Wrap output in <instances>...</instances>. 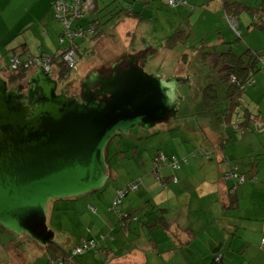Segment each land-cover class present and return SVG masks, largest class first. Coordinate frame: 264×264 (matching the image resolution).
I'll use <instances>...</instances> for the list:
<instances>
[{
    "label": "crops",
    "instance_id": "crops-1",
    "mask_svg": "<svg viewBox=\"0 0 264 264\" xmlns=\"http://www.w3.org/2000/svg\"><path fill=\"white\" fill-rule=\"evenodd\" d=\"M17 1H19L22 16L25 17L26 21L23 24L20 23L14 26L7 36H10L13 32H25V35L15 40L4 41L7 44V46L5 45L6 51L16 50V52L22 53L24 57L27 54L38 57L42 54L57 52L62 46L57 39V26L53 20L55 0H32L31 3L29 2L31 0H9V4H14ZM135 1L136 4L143 1L145 4L155 5V0ZM193 1L192 4H195L199 0ZM207 1V5H211L212 0ZM109 2L111 0H96L97 9ZM258 2L256 0V3ZM233 3L238 2L236 0H232V2L222 0L221 4L225 14L231 11L229 6H232ZM136 4L133 5L134 9ZM240 4L242 6L237 7L234 10L235 12L232 13V22L239 21V14L245 13V9L251 7L249 5L247 7L245 2ZM258 4L261 5V1ZM123 5H125V0H118L117 4H113V6L119 7ZM258 10L259 13H254L253 17L248 16V22L246 21L247 31L248 29L253 31V27L258 28L257 25L252 24L254 18L258 23L263 20L264 11L262 9ZM137 13L135 16H126L119 21L117 20L113 25L116 34L119 35L118 29L120 30L123 27L128 30L127 34L129 35V41L120 45V49L119 46L116 48L112 45L106 46L110 48L112 53L117 54L114 69H118L120 63L127 61L130 58L129 56L156 59V55L159 53V49L153 47L132 49V42L139 34L141 26H147L143 22V13L140 11H137ZM218 13L219 10L214 12V14ZM37 14L40 16L34 17ZM103 16V13L94 14L92 20H95L97 25L101 27L100 23L106 22ZM120 21L121 23L117 25ZM238 31L242 33L241 30ZM108 34V31H102L97 39H92L94 41L93 46H99L101 40L110 39ZM219 37L225 39V44L231 43L225 35L222 34ZM167 41L166 44L169 49L176 46L170 43L169 40ZM202 41L206 42L204 38ZM106 47L100 48V50H104L101 52L103 59L95 64L94 68H101L104 64L110 63L108 61L109 49ZM130 47L131 51L128 50ZM123 48L127 50H123ZM246 51H255L254 45L251 44V47H248ZM219 60L223 63L225 69L224 75L219 77V82L224 83L227 91L226 94L220 97L216 83H209L198 91L199 95L202 96V102L205 103L204 110L208 114L205 116L207 119L205 127L194 129L193 132H196L202 141L198 143L197 147L191 144L189 147H184L181 146V142H175V148L163 147L167 154L176 155L177 158V160H174V156L172 158L166 156L167 162H178V167H174V164L169 167L168 164L169 166L165 168H163V165L159 169H155V162L153 167L149 158H142L140 164L146 166L147 170L145 172L147 174L145 175L148 178L145 181V178L137 177L127 183L128 185L135 180H142L141 187L137 191L131 192L124 200L123 210L133 216L144 210L146 217L143 216V219L147 217L149 219L151 218V216H148L150 213L160 206H164L161 210L165 212L168 223L167 229L162 228L164 232L160 231L159 226L149 228L140 221L126 223L121 220L119 213L115 212L110 206L111 199L107 203V209L99 203L100 198L91 196L90 199L94 203L98 200V205L91 204L90 212L87 210L82 212L89 213L92 216V220L99 228V234L102 233L103 235L101 238H99V235L94 237L89 235L83 238L78 236L77 238L73 232L65 235L61 241H53L55 237L53 233L52 237L43 244L28 235L29 239L27 240L9 238L0 243L1 264H48L50 258L56 254L64 255L67 258L65 264H71L73 261L70 258L71 252L90 238L98 240V242L96 241L97 247L78 254V257L74 258V264H264V70H259L254 75L255 84L246 89L247 93L252 89L259 107L254 106L251 111L249 107L243 105V102L242 108L239 110L242 111L241 113L245 112L244 117L238 112L240 114L239 118H235L233 113V109L236 108L235 103L240 104V99L246 97H240L242 92L246 90H240L235 85L232 86V89L230 88L227 76L229 75L231 62L226 56L225 58L219 57ZM177 65L179 66L180 63ZM1 68H3L2 60H0ZM161 70L157 72H164V70ZM77 73V78L85 75L79 70ZM173 75H176V73L171 71L170 76ZM163 77L165 79V75ZM192 83L190 79V84ZM178 93L181 94L180 91ZM215 101L218 102L216 107L206 103L211 102L213 104ZM222 104L225 110L223 122H227L228 126L220 130L214 125L212 113L215 108L220 107ZM226 110L229 112L227 113ZM234 124L248 125L249 130L245 133L239 132L234 129ZM131 137L135 140L141 139L138 135L130 134L129 138L131 139ZM108 153L111 155L113 149H110ZM207 153L215 155L208 159L204 155ZM164 154L166 155V153ZM158 156L159 154L155 158L158 159ZM192 158L198 163L200 169L206 166L205 173H201L200 170H197L196 173L192 172L189 168L190 164L193 163ZM114 159L112 158V160ZM112 160L108 171L110 178L113 173H116L115 166L117 165ZM126 165L128 166L127 163ZM249 165H251L250 170L247 169ZM234 167H238L239 171L246 174L248 179L232 189L235 180L231 176L225 177V173ZM184 168H188L190 171H185ZM169 183L171 184L169 185ZM171 185H173V188L170 189ZM162 186L164 187L162 188ZM181 197L187 198V206L169 205L171 201ZM112 200L114 199L112 198ZM91 208H97V211L94 212ZM184 209H187L190 214V219L186 222L181 219ZM48 210L52 220H56V205L51 206L50 210L48 204ZM75 211L79 219L80 210L78 206ZM63 214L67 216L70 213ZM96 214H99V216H95ZM67 218L72 219L71 217ZM48 230L52 231L49 226ZM154 231L157 232V235ZM3 235L9 237L8 233ZM33 241L39 243L41 250L37 249ZM50 243L53 244L51 247L57 249L62 246L65 248L64 252L60 253L55 250L57 253H51L50 246H48ZM162 245L165 250H162ZM155 255L157 256L156 260ZM217 255L222 257L218 263L214 260Z\"/></svg>",
    "mask_w": 264,
    "mask_h": 264
},
{
    "label": "rangeland",
    "instance_id": "rangeland-1",
    "mask_svg": "<svg viewBox=\"0 0 264 264\" xmlns=\"http://www.w3.org/2000/svg\"><path fill=\"white\" fill-rule=\"evenodd\" d=\"M178 1H180V3H178ZM229 1L232 2V0ZM240 1L245 2L247 7L248 5L251 7L246 8L245 13L239 14V21L236 20L235 22H232V13L235 12L234 10L237 7L242 6ZM258 1H261L262 3L263 0ZM29 2L31 3L32 0ZM236 2L238 3H233L232 6H229L231 11L228 10L229 12L226 13L227 16L224 9L222 8V0H212L211 5H207V0H199L198 2H195V4H192L194 3L193 0H177L176 4H171L168 0H155V5L145 4L143 1L137 4L136 2L134 3L136 4L135 10L143 13V22L147 26H141L142 28L139 34L136 35L135 41L132 42V49L141 47H153L159 49L156 59H150L146 72L149 74H159L157 71L162 69L161 71L164 70V72L160 73L165 75L166 79H170L174 76L177 77V79L180 81L177 86L181 94L176 100L174 110L171 111L164 120H157V122L151 127L137 126L129 132L120 133L112 139L110 145L107 148L108 150L106 149V159L109 171L110 162L112 158H115L112 160V162L117 163L115 166L116 173H113L111 178L109 177L106 180L103 187L92 193L82 194L72 199L52 200L49 203L50 210L51 206L56 205L57 214L56 220H52L48 210V221L46 220L47 225L54 233L55 237L53 241H61L64 239L65 235L71 232L75 233L77 238L78 236L83 238L88 237L89 235L93 237L95 235H99V238H101L103 235L102 233L99 234V228L92 220V216H90L89 213L82 212L83 210L90 212L91 204L98 205V200H96L94 203L90 199L91 196L100 198L101 200L99 203L108 209L107 203L110 199V206H112L114 201L112 198L115 199L116 195H123L124 197L126 192L129 190L137 191L141 187L142 181L139 182L140 186L136 189L132 188L133 184L131 185L129 183L127 185L128 181H131L137 177L145 178L146 181L148 178V176L145 175L147 174L145 172L147 168L145 165L140 164L142 158H149L153 167L155 162V169H159L160 166L163 165V168L169 165V167H172L173 164L174 167H178V162H167L166 156L172 158L176 155L167 154L163 147L167 146L169 148H175V142H181V146L184 147H189L190 144L197 147L198 143L202 141L197 133L193 132L194 129L196 130L205 127L207 120L205 116L208 114L204 110L205 103L202 102V96L199 95L198 91L202 90L209 83L217 84L220 97L221 95L226 94L227 91V87L224 85V83L219 82V77L225 73L223 63L219 60V57H229L234 55V53L235 55H241L245 53L248 47H251V44L254 45V49L257 51V53L264 54V31L254 27L253 31L250 29H248V31L246 30L248 16L253 17L254 13H259V2L256 3V0H236ZM218 10L219 13L214 14V12ZM35 16L39 17L40 15L37 14L34 15V17ZM255 19L256 18L253 19L252 23H254ZM53 20L54 24L57 26V35H59L58 33L65 32L62 22H59L55 13ZM25 21L26 19L24 16H22L20 10L19 1L15 2L14 4H9V0H0V60L3 62V68L0 69V75L6 78L8 75H12L13 73L21 71L22 67L16 70L17 72L12 71V65L10 63V55L12 53L11 51H6L4 41L15 40L20 36L24 37L25 32H13L10 36L7 35L14 26L20 23L23 24ZM115 21L117 20L111 19L105 24V29H107L109 32L108 36H110V39L101 40L99 46H93L94 41H92V39H90L87 34L84 37L77 39L80 49L78 63L79 66L77 71L79 70L80 72L86 74L92 68H94V65L98 64L103 59V56L101 57V52L104 50H100V48H105L107 45H112L115 48L119 46L120 49V45L129 41V35L127 34L128 30H125L123 27L120 28V30L118 29L119 35L113 30ZM34 22L36 21L34 20ZM120 23L121 21L117 25ZM177 30H181V32L178 33L179 35L177 34ZM238 30H241L242 33H240ZM222 34L225 35L227 40L231 41V43L225 44V39L219 37V35ZM173 35H176L177 37L175 42L172 41L170 43L173 45L175 44L176 46L172 49H169L166 43L168 42L167 40H169V38ZM203 38L206 40L205 43L202 41ZM106 48L109 49L108 57L110 59L108 57L107 58L111 64V62H115V57H117V54L114 52L112 53L109 47ZM130 49L131 47L128 50ZM123 50L127 49L123 48ZM106 61L107 60L105 59V62ZM178 63H180L179 66L177 65ZM52 68L54 70V77L59 80L60 89L69 84L71 80L76 79L78 76L77 71H73L69 77L62 74L63 71H60L63 69V67L59 60L53 63ZM25 71L28 70L25 69ZM171 71L175 72L177 76H170ZM32 72H34V69L27 72L28 75H26V77H24V75L20 76L18 83H25L24 80H28L27 78ZM190 79L193 82L192 84H190ZM249 88H251V86L248 84L246 89ZM250 90L251 91L249 93H247V90L242 92L240 97H246L244 99H240V104L238 102L235 103L236 108L233 109L235 118H239L240 114H238V112H242L239 109L242 108L243 102L245 103H243V105L249 107L251 111L254 109V106L259 107V103L257 102L258 100L255 99L256 95L253 93L252 89ZM224 111V106L222 104L220 107L215 108L212 113L214 125L220 130H223L224 128L222 123L225 116ZM226 111L227 113L229 112L228 110ZM244 113L245 112L241 113L242 117H244ZM235 128L238 131L240 126L235 125ZM128 134H133L136 136L138 135L141 137V139L135 140L133 137L128 139ZM110 149H113V153L111 155L108 153ZM164 153H166V155ZM158 154L159 156L157 159L155 157ZM163 155L166 157V160H159V158ZM192 161L193 163H191L189 166L192 172L196 173L197 170H200L201 173H205L206 166H203L200 169V166L193 158ZM190 169L187 168L185 171L187 170L189 172ZM232 169L233 168H231V172L233 173ZM170 170L172 169L170 168ZM231 172L229 176H231ZM241 177L243 178V176ZM170 184L171 183H169V185ZM163 187L164 186H162V188ZM171 188H173V185H171L170 189ZM174 204L187 206L188 201L187 198L181 197L169 203L171 206H174ZM77 206L80 210L79 219L77 218L78 214L75 211ZM162 207L164 206H160L158 209H161ZM63 213L70 214L66 216ZM137 215L145 216V211L141 210ZM189 215L190 214L188 213V210L184 209L181 219L186 222L190 219ZM95 216H99V214H96ZM67 217H71L72 219L69 218L71 221ZM159 228H161V232H164L162 228L167 229V226L162 227L159 225ZM3 230L4 233H0V243L9 238L23 240L29 239V237L25 234L17 235L11 231H8L7 229ZM5 233L9 234L8 238L7 236L3 235ZM154 233L157 235L156 231H154ZM96 241L98 242V240ZM33 242L37 246V249L41 250L39 243L35 241ZM52 245V243H50V245L48 244L50 247ZM161 248L162 250H165L163 245ZM64 249L65 248L62 246H59L58 252L62 253L64 252ZM77 257L78 256L75 258ZM156 259L157 256L155 255V260ZM74 263V261L71 262V264Z\"/></svg>",
    "mask_w": 264,
    "mask_h": 264
},
{
    "label": "water",
    "instance_id": "water-1",
    "mask_svg": "<svg viewBox=\"0 0 264 264\" xmlns=\"http://www.w3.org/2000/svg\"><path fill=\"white\" fill-rule=\"evenodd\" d=\"M114 82L83 98L59 90L44 65L27 78L28 88L9 86L0 75V225L46 243L48 204L104 186L109 177L106 149L120 133L151 127L167 118L179 98L178 79L131 67ZM93 80V78H92Z\"/></svg>",
    "mask_w": 264,
    "mask_h": 264
},
{
    "label": "trees",
    "instance_id": "trees-1",
    "mask_svg": "<svg viewBox=\"0 0 264 264\" xmlns=\"http://www.w3.org/2000/svg\"><path fill=\"white\" fill-rule=\"evenodd\" d=\"M58 0H55L54 4H53V10L54 13L56 15V18L59 20V22H62L64 28H65V32L63 33H58L59 35H57V39L60 41L61 43V48L54 53H50V54H42L39 56V58H50L51 60L48 62L51 67L53 66V63L57 60H59L62 63V67L63 69L60 71L67 76V74H71L73 71L67 67L66 63L64 62V55L66 53V51L69 48H74L78 57H79V46L77 43V39L84 37L86 34L88 35V37L90 39H97L100 35V33L102 34V31H107L105 29V24L107 22H109L111 19L114 20H120L125 18L126 16H135L137 15V11H135L133 5L136 2L135 0H125V5H123L122 7L119 6H113V4H117L118 0H111V2H109L106 5H103L100 9H97V3L96 0H92V4L93 7L89 10H81V14H80V10L78 9H70V14L68 19H70V21H72L71 25L69 27L66 26L65 24V19H63V17H61L59 15L57 6H56V2ZM68 2H72L74 0H66ZM113 6V7H112ZM264 0L262 1V4L260 5L259 9H262L264 11ZM99 11V12H98ZM100 14L103 13V17H105L106 22L100 23L101 27H99V25H97L95 20H92L93 15L94 14ZM83 20V21H82ZM253 24V23H252ZM254 25H257L258 28L264 30V16H263V20L261 22H254ZM181 32L177 31V34ZM77 33L78 36L75 37H70V34H74ZM57 34V33H56ZM179 35V34H178ZM176 35L171 36L169 38L170 42H175L176 39ZM7 46V44H5ZM9 45V44H8ZM11 51V57H10V63L12 65V59L14 57H18L23 65H25V62L28 60L27 55L26 57L23 56L22 53L16 52V50H10ZM31 55V54H30ZM230 62H231V66L229 68V75L227 76V80L228 83L230 84V88L232 89V86H236L238 89L240 90H246V86L249 84L250 86H253L256 82L254 75L259 71V70H264V54L262 53H257V51H253V52H245L241 55H232L228 57ZM12 71L17 72L15 69H12ZM21 72V73H20ZM28 71H25V68L22 67V70L17 72V73H13L12 76H14V80L16 81L17 79H19L18 77L24 75V77H26ZM25 82H27V80H24ZM207 104L213 105L214 107L217 106L218 102H213V104L211 102H206ZM224 127L227 128L228 124L227 122H222ZM234 124V129L236 130ZM240 126V125H239ZM248 125H243L240 126L239 128V132L241 131L242 133H245L247 130H249ZM206 155V157L208 159H211L215 154L213 153H207L204 154ZM168 157V156H167ZM175 157V156H174ZM174 160L177 159L176 157L173 158ZM251 165H249L247 167V169H251L250 168ZM233 173L231 172V169L229 171H227L225 173V177H230V172H231V177L233 180H235V184L233 185L232 189L236 188L237 184H242L244 182L247 181L248 177L246 176V174H244L243 172H240L238 168L234 167L232 169ZM243 176V180L242 177ZM140 181H142L141 179H139L138 181H133L130 184H134V183H139ZM142 185V183H141ZM140 186V185H139ZM128 190V189H127ZM131 191L129 190L128 192H126L124 197H120L119 195H116L113 204H112V209L115 210L116 212L119 213V215L121 216V220L125 221L126 223L129 221H140L142 224L144 223V225L148 226L149 228H155L159 225L163 226H167L168 227V223L167 220L165 218V212L161 209H157L154 210L152 213H150L148 216H151V218L148 219L144 218L143 216H133L132 214H129L128 212L123 210V204H124V200L129 196V194ZM121 198V202L118 205H115V202L117 199ZM94 212L97 211V208H91ZM146 216V215H145ZM1 228L5 229L4 227H2L0 225ZM50 252H56L58 251L57 248L55 247H50ZM56 250V251H55ZM57 253V252H56ZM81 254V253H78ZM78 254H73V251L71 252V257L74 261V258L78 255ZM218 256V255H217ZM215 257V262H220L222 257ZM68 257V256H67ZM67 258L64 255H55L53 257L50 258L49 263L48 264H52L51 261L53 260L55 262V264H65Z\"/></svg>",
    "mask_w": 264,
    "mask_h": 264
},
{
    "label": "flooded vegetation",
    "instance_id": "flooded-vegetation-1",
    "mask_svg": "<svg viewBox=\"0 0 264 264\" xmlns=\"http://www.w3.org/2000/svg\"><path fill=\"white\" fill-rule=\"evenodd\" d=\"M129 57L130 58L127 61H125L122 64L120 63L118 69H114L115 62H112L111 64L108 63L106 65L104 64L101 68H92L85 75L76 78L74 80H71L70 83L65 85L63 88L67 87L69 89V95L76 96L78 99L83 98V96L86 94L87 91L88 93H92V94L94 93L99 101H105L111 97V94H105V93L101 94L100 90L103 89L104 87L111 86L114 82H117V78H114L113 76L114 73H122L128 71L131 67L138 70L144 68V70L146 71L150 59H154V58L148 59L145 57L142 59V58H138V56H129ZM98 75L99 77H97ZM67 76L69 77L70 74H67ZM6 79L8 80L9 86L23 87L24 90L28 88L27 82L20 84L18 83V79L15 81L14 76L12 75H8ZM59 90H61L60 83H59ZM168 114H170V112ZM129 135L130 134H128V139H130ZM38 226H39L38 230L40 233L42 232L44 235L49 233V230L44 226V224H40ZM3 231H4L3 228L0 227V232Z\"/></svg>",
    "mask_w": 264,
    "mask_h": 264
},
{
    "label": "built area",
    "instance_id": "built-area-1",
    "mask_svg": "<svg viewBox=\"0 0 264 264\" xmlns=\"http://www.w3.org/2000/svg\"><path fill=\"white\" fill-rule=\"evenodd\" d=\"M169 3L171 4H176L177 0H168ZM178 3H180V1H178ZM56 6L59 12V15L61 17H63V19H65V24L67 27H69L72 23V21H70V19H68L69 14H70V9L73 8L80 10V14H81V10H89L93 7L92 4V0H74L72 2H68L66 0H58L56 2ZM78 36L77 33L74 34H70V37H75ZM64 62L66 63L67 67L70 68L72 71H77L78 69V63H79V57L75 51L74 48H69L65 55H64ZM51 59L50 58H39L38 57H34L31 56L30 54H28V60L25 62V65H23L22 61L18 58V57H14L12 59V69L18 70L21 67H24L26 70H33L35 68H38L41 65L47 66V67H51V65L48 63ZM53 69V68H52ZM54 72V70H53ZM159 160H166V157L163 155L159 158ZM176 160V159H175ZM244 178H242L243 180ZM140 185V183H135L132 185L133 189L138 188ZM120 197H123V195H121ZM121 202V198L117 199L115 202V205H118ZM97 247V242L95 239H90L88 241H86L83 245L77 247L76 249H74L73 254H78V253H83L86 250L92 249V248H96ZM52 264H55V262L52 260L51 261Z\"/></svg>",
    "mask_w": 264,
    "mask_h": 264
}]
</instances>
